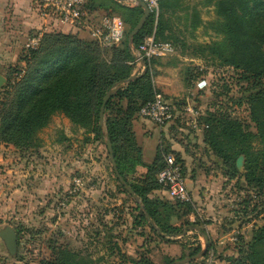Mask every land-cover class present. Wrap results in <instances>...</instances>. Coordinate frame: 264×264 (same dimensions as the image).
<instances>
[{"label": "rangeland", "instance_id": "rangeland-1", "mask_svg": "<svg viewBox=\"0 0 264 264\" xmlns=\"http://www.w3.org/2000/svg\"><path fill=\"white\" fill-rule=\"evenodd\" d=\"M215 2L164 0L150 12L152 32L143 35L154 34L162 21L163 39L158 40L174 47L171 56L155 60L151 73L155 88L176 111L163 126L185 156L183 175L192 198L193 214L171 218L183 234L167 241L146 223L134 224L141 209L122 191L104 139H93L64 114L52 115L27 140L18 133L13 141L3 140L11 137L4 123L17 112L21 98V56L37 47L45 33L66 32L46 26L32 0H18L15 11L10 0L0 1V74L6 79L0 88V229L10 226L17 234L13 256L0 239V264H47L70 254L91 264H167L203 248L199 230L207 235V252L187 264H238L251 254L253 233L264 224V182L245 178L243 155L240 168L239 156L235 159L233 172L203 142L204 120L213 114L255 132L248 109L250 86L241 70L224 63L228 50ZM133 8H139L136 0H91L86 18L98 25L108 13L118 16L126 37L133 29L128 12ZM76 36L91 40L87 33ZM149 198L175 203L163 186ZM185 220L196 225L186 229Z\"/></svg>", "mask_w": 264, "mask_h": 264}, {"label": "trees", "instance_id": "trees-1", "mask_svg": "<svg viewBox=\"0 0 264 264\" xmlns=\"http://www.w3.org/2000/svg\"><path fill=\"white\" fill-rule=\"evenodd\" d=\"M162 1L159 3L161 6ZM215 7L228 50L224 63L241 70L242 79L250 86L248 109L255 132L248 125L213 114L204 120L203 142L233 172H237L235 159L243 155L245 178L252 177L260 185L264 182V0H216ZM84 9L90 13L91 0H87ZM128 12L133 17L131 27L134 28L141 17V10L133 8ZM152 23L153 13L132 38L131 46L127 44V36H123L118 45L110 48L101 47L91 37L88 41L71 33H45L38 46L26 49L20 58L25 63L19 86L21 98L17 112L4 123V131L10 132L11 137L3 140L13 141L15 133L27 140L56 113H62L73 124L88 129L93 139L108 138L119 174L138 196L155 228L148 224L142 210L135 217L134 224L146 223L158 237L171 241L170 237L182 235L184 231L181 226L172 224L171 218L193 214L191 202L150 200L149 194L162 187L158 174L165 165L163 156L174 155L182 171L183 161L168 145H162L152 163H143L141 149L132 131V120L139 109L151 101L155 93H160L154 86L151 73V65L159 58L144 59L142 74L127 81L134 68L133 49L141 44L144 34L152 32ZM154 36L157 40L163 39L162 21L156 24ZM105 49H108L107 53ZM117 85L121 87L104 107V126H99L102 99L109 89ZM139 166L145 169L140 176L136 172ZM184 223L186 229L196 225L188 220ZM199 232L201 235L204 231ZM199 250L197 246L193 254ZM249 251L251 254L238 264H264V224L254 231ZM47 264L91 262L70 254Z\"/></svg>", "mask_w": 264, "mask_h": 264}, {"label": "built area", "instance_id": "built-area-1", "mask_svg": "<svg viewBox=\"0 0 264 264\" xmlns=\"http://www.w3.org/2000/svg\"><path fill=\"white\" fill-rule=\"evenodd\" d=\"M38 8L40 17L50 23L83 28L89 25V36L96 40L103 48H110L119 44L124 36V23L118 16L104 15L93 25L84 9L87 0H32ZM147 5L150 12H156L162 0H140ZM174 53L170 42L157 40L154 34L143 39L138 48L133 49L134 61L140 64L141 60L165 58ZM204 83L201 81L198 86ZM138 116L157 126H163L176 117V111L171 102L162 94L155 93L151 101L144 104L138 111ZM164 168L158 174V182L166 190L169 198L178 202H191L192 198L186 185L181 164L176 162L174 155L163 156Z\"/></svg>", "mask_w": 264, "mask_h": 264}, {"label": "water", "instance_id": "water-1", "mask_svg": "<svg viewBox=\"0 0 264 264\" xmlns=\"http://www.w3.org/2000/svg\"><path fill=\"white\" fill-rule=\"evenodd\" d=\"M116 2H121L123 0H114ZM136 4L139 8H141L142 10V14L141 17L139 18L138 22L136 23V25L134 26V28L128 33L127 37H126V41L127 44L129 46H131L132 44V38L137 35L141 29V27L143 26V24L145 23L146 19L148 18L149 14H150V10L147 7V5L145 3H143L140 0H136ZM141 64H143V60L140 61ZM136 78V74H131L130 77L128 78V82L132 81ZM6 79L5 77L0 74V88L5 84ZM121 87V85H117L114 88L109 89L106 94L104 95L103 99H102V103L99 109V119H98V123L99 126H103L104 123V107L107 103V101L111 98V96L113 94H115V92ZM104 146L106 147L107 150V154H108V159L110 161L111 164V168L112 171L114 172L115 177L117 178L119 184L123 187V189L125 190V192L139 205V208L144 212L145 218L147 220V222L155 228V225L153 224V222L151 221V218L149 217V215L146 213V211L144 210L143 205L141 204L140 199L138 198V196L134 193V191L132 190L131 186H129L125 180L122 178V176L119 174V171L117 169L116 166V162H115V158H114V154H113V149H112V145L111 142L108 138H106L104 140ZM242 156H239L236 159V167L240 168L241 167V162H242ZM196 230H199L200 227H195ZM200 231V230H199ZM201 236L203 238V248L201 250H199L197 253L191 255V256H187L184 257L182 259H177L174 260L168 264H187L190 263L192 261H195L197 259H200L202 257H204V255L207 252V246H208V238L207 235L204 232H201ZM0 239L3 242V245L7 251V253L11 256H13L16 253L17 250V234L15 232V230L10 227V226H4L3 228L0 229Z\"/></svg>", "mask_w": 264, "mask_h": 264}, {"label": "crops", "instance_id": "crops-1", "mask_svg": "<svg viewBox=\"0 0 264 264\" xmlns=\"http://www.w3.org/2000/svg\"><path fill=\"white\" fill-rule=\"evenodd\" d=\"M3 1V0H0ZM18 0H10V2L14 3V11L17 9V2ZM45 25H53L56 28H59V30H65L66 33L71 32L72 34H83L87 33L89 35V25L88 27L83 28H70L68 26L60 25V24H54L50 23L49 21L44 20ZM140 65V66H139ZM144 70V64H138L133 68L132 74L140 75L142 74ZM167 73H170V70L166 71ZM160 76H158L159 78ZM146 119H143L136 115V117L132 120V131L135 136L136 142L138 146L141 149V160L145 164L152 163L155 153L157 149L162 147L163 144L168 145L171 150L176 151L181 158L182 161H185V156L181 152V150H177L176 143L169 137L165 126H158L156 129V124H154ZM155 126V128H154ZM136 172L138 176L145 173V169L143 167H137ZM186 185L187 180H186ZM195 201V200H194Z\"/></svg>", "mask_w": 264, "mask_h": 264}]
</instances>
